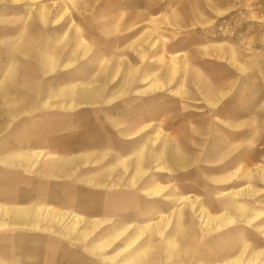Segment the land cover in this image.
<instances>
[{
	"label": "crops",
	"instance_id": "crops-1",
	"mask_svg": "<svg viewBox=\"0 0 264 264\" xmlns=\"http://www.w3.org/2000/svg\"><path fill=\"white\" fill-rule=\"evenodd\" d=\"M27 1L0 0V29L5 30L0 34V151H5L0 153V166L22 175V185H11L21 188L17 199L7 196L5 201L19 204L0 202V231L25 228L50 232L82 242L94 254V220H105L104 225L114 223L119 227L111 234L113 242L136 230L134 238L123 240V245L136 243L135 236L141 238L124 254L129 258L140 254L131 264H147L144 231L157 220L137 228L132 223L158 212V206H144L142 201L163 197L171 182L144 177L157 172L167 178L191 164V148L175 142L171 129L160 127L167 115L159 120L154 95L170 90L179 71L175 57L182 61L178 75L184 77L191 52L167 44L170 51L166 56H172L171 64L157 78V70L150 69L149 62L158 55L150 50L144 55V72L142 54L131 51L129 45L138 37L137 31L152 26L153 20L162 27H188L189 20L174 25L172 20L160 18L171 8L164 0H72L64 6L52 4L56 0L26 6ZM182 1L176 9L188 16L190 6ZM16 5H22L21 12L14 11ZM30 7L35 9L31 11ZM64 7L68 14L62 13ZM78 16L86 24L83 19L74 20ZM85 27L93 30L91 36L82 30ZM105 42L110 47L104 52L99 44ZM153 47L155 40L150 45ZM191 48L209 50L201 43ZM232 58L235 52L230 51L227 61ZM238 65L242 64L232 66L238 70ZM195 72L203 76L200 70ZM204 78V96L198 102L207 108L224 102L216 108L213 120L229 132L251 129L250 136L229 142L219 151L252 147L259 136V117L264 115V89L249 95L255 101L249 115L227 116L223 107L235 99V80L224 79L213 86L206 74ZM180 88L170 91L177 94ZM78 111L90 112L91 116L70 114ZM191 133L201 140L192 151H203L208 127L193 126ZM96 165L102 167L94 172ZM121 171H129L123 181ZM187 197L183 195L181 200L188 203ZM63 204L87 207L82 212L77 206L64 208ZM108 257L104 256L106 262ZM234 258L216 264H229ZM0 264L19 261L0 259Z\"/></svg>",
	"mask_w": 264,
	"mask_h": 264
},
{
	"label": "rangeland",
	"instance_id": "rangeland-1",
	"mask_svg": "<svg viewBox=\"0 0 264 264\" xmlns=\"http://www.w3.org/2000/svg\"><path fill=\"white\" fill-rule=\"evenodd\" d=\"M48 1L29 0L25 4L35 6ZM179 2L164 0L171 8L168 15L163 13L160 18L166 22L172 20L174 25L186 23L188 18V27H162L153 20L152 26L137 31L138 37L129 49L142 54L144 72L147 69L144 55L149 50L158 55L149 62L150 69L157 70V78L162 69H169L171 64L172 56H166L170 51L167 44L176 50L190 49L186 60L189 71L186 70L183 78L178 75L182 70V61L175 57L179 71L174 75L170 90L181 86L182 92H157L154 98L157 100L159 120L167 115L160 127L171 129L175 142L191 148V164L188 169L174 172L167 178L157 172L145 175L144 179L153 178L157 182L169 180L171 183L163 197L142 201L144 206H158V212L150 213L149 219L132 224L137 228L147 221L157 220L152 228L144 231L147 235L143 236L142 245L148 248L147 264H216L231 257L240 258L243 264H251L248 261L250 258L257 259L255 264H264V115L259 117V136L252 147L219 151L225 149L229 142L250 136L251 129L229 132L212 118L217 116L216 108L224 102L221 101L215 108H207L204 103L198 102L204 96L201 87L205 83V74L213 86L231 78L236 84L232 93L235 99L223 107L224 114L247 116L252 112L255 101L249 95L253 90L261 92L264 89V0H183L184 5L190 6L188 16L176 9ZM72 3V0H56L52 4L64 6ZM42 8L45 9V5ZM21 9L22 5L14 7L18 13ZM34 9L30 7L31 11ZM62 13L68 14L69 11L64 7ZM82 19L85 22L83 17L74 18L78 21ZM209 20L212 22L202 25ZM79 29L75 28V31ZM82 30L92 35L91 28ZM4 33L5 30L0 29V34ZM154 40L155 47L150 48ZM197 43L206 44L209 50L203 52L200 48H191ZM99 46L104 52L110 47L108 42ZM230 51L235 52V59L227 61ZM237 62L242 64L238 65L241 67L238 70L234 68ZM195 69L200 70L203 76H199ZM146 110L149 112L150 109L147 107ZM70 114L82 115L83 118L91 116L90 112L80 111ZM198 125L208 127L210 133L203 139V151H192L194 145L201 141L191 133L192 127ZM235 147H238L237 143ZM101 167L96 165L92 170L97 172ZM128 174L129 171L120 175L122 181ZM21 181L20 171L0 166V202L9 206L19 204L5 201L7 196L17 199L21 188L11 185H22ZM183 195H189L185 198L188 203L181 200ZM61 206H77L82 212L87 207L83 204ZM227 217L232 220L230 224L226 222ZM104 221L94 220V254L89 253L82 242L50 232L13 228L0 231V259L4 262L18 260L19 264H108V261L109 264H124L126 261L131 264L132 260H139L140 254L131 258L124 254L134 245L121 251L127 245H123V240H132L136 230L123 240L113 242L111 234L119 227H114V223L104 225ZM135 238L138 243L141 236ZM100 245L105 247L100 249ZM106 254L115 258L106 262Z\"/></svg>",
	"mask_w": 264,
	"mask_h": 264
},
{
	"label": "bare ground",
	"instance_id": "bare-ground-1",
	"mask_svg": "<svg viewBox=\"0 0 264 264\" xmlns=\"http://www.w3.org/2000/svg\"><path fill=\"white\" fill-rule=\"evenodd\" d=\"M225 193V192H224ZM205 208V207H204ZM207 209V208H206ZM264 213V212H263ZM227 214V213H226ZM261 216V215H260ZM259 216V217H260ZM259 217H257V219L259 218ZM261 218V217H260ZM259 218V219H260ZM205 219V218H204ZM226 222L227 223H231L232 222V220L229 218V217H227V219H226ZM3 226V224H0V227H2ZM166 228V227H165ZM134 243L135 242H130V243H128L125 247H123L122 248V250L121 251H126L127 249H129L130 247H132L133 245H134ZM116 253V252H115ZM114 253V254H115ZM120 253V252H119ZM113 254V255H114ZM259 255V254H258ZM240 256V255H239ZM115 258V256H109L108 257V259L109 260H113ZM116 260V259H115ZM248 261H250V263L251 264H255L256 262H257V259L256 258H250ZM259 261H260V259H259ZM228 263V262H227ZM124 264H129V263H127V261H126V263H124ZM221 264V263H220ZM223 264V263H222ZM229 264H243V261L240 259V258H234L233 260H231V261H229ZM249 264V263H248Z\"/></svg>",
	"mask_w": 264,
	"mask_h": 264
}]
</instances>
